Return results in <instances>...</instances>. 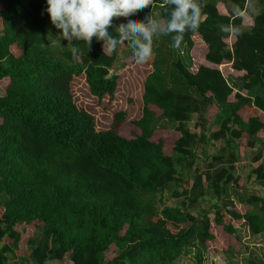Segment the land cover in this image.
I'll use <instances>...</instances> for the list:
<instances>
[{"label":"trees","instance_id":"16d2710c","mask_svg":"<svg viewBox=\"0 0 264 264\" xmlns=\"http://www.w3.org/2000/svg\"><path fill=\"white\" fill-rule=\"evenodd\" d=\"M246 1L0 0V264H173L188 249L201 263L217 235L226 254L240 249L236 223L264 235V193L242 196L249 175L236 171L251 155L264 192V9L248 15ZM153 9L186 55L172 52L165 74L149 57L141 116L120 110L98 130L72 83L84 77L90 96L111 101L124 64L110 71L127 36H157L142 32ZM197 39L207 65L191 72ZM224 62L242 73L238 89ZM160 120L176 123L169 137ZM164 192L178 205H163ZM232 196L253 209L237 211Z\"/></svg>","mask_w":264,"mask_h":264},{"label":"rangeland","instance_id":"374dc122","mask_svg":"<svg viewBox=\"0 0 264 264\" xmlns=\"http://www.w3.org/2000/svg\"><path fill=\"white\" fill-rule=\"evenodd\" d=\"M263 9L264 0H247L244 13L248 15H256ZM158 17V10L153 9L152 23L142 27L143 33H146L149 30H156L157 36L154 40L141 41L133 34L127 36V47L118 53L116 62L110 71V74H112L116 68L124 64L116 71L119 76V82L114 98L111 101L108 98L97 101L96 98L90 96L86 83L84 82V77L76 78L72 83L71 90L76 103L96 117V126L98 130L107 129L111 123V116L120 110L126 111L130 118H138L141 116L144 80L153 70L151 63L147 64L146 62L149 57H154L159 61L158 69L162 74H165L172 70L170 64L171 60L174 59L172 52H178L183 57L186 55L185 47L179 45L175 46L176 44L171 43L172 39L170 41V38L158 29ZM71 29L70 23H65L60 27V44L61 46H64V48L68 47L66 43ZM224 42L230 47L233 43V37L229 35L224 39ZM12 50L16 53L14 48H12ZM204 51V43L200 41L199 44L197 39L194 48L189 52L190 61L192 63L190 67L191 72H195L199 65H207L203 60ZM133 59L135 62L131 63ZM185 62L187 61L185 60ZM220 69L231 86L238 89V85L241 83L240 78L242 73L234 71L227 62H224ZM167 80L168 81H165V85L172 87L173 82L170 78ZM3 94L4 91L0 89V95ZM214 112L215 110H211L207 114V121L212 119ZM190 125L192 126L193 122ZM155 126L158 128H165L158 132L169 137L174 132L176 123L168 120H160L156 122ZM261 138L264 140V135ZM220 147L221 143L219 142L213 145L212 150L209 149L208 145L207 153H212L213 155ZM259 153L264 161V145L261 146ZM198 154H200V149L198 150ZM245 163H247L246 166L241 163L238 164L236 169L239 175L245 177L249 175L245 184L246 190L242 191L240 194L245 197L251 194L263 195L264 192L254 182L255 175L251 174L253 167L251 163V155L247 158ZM195 164L205 171L206 165L203 163L201 157L195 161ZM227 192L230 193L229 188L227 189ZM232 200L234 208L241 213L253 209L252 206H246L240 203V201L237 200V196H232ZM178 203L179 201L170 198L169 192L163 193V205L176 206ZM200 205L205 207V204L200 203ZM196 208L197 206H195L194 210ZM195 211H193V214ZM235 228L236 235L240 238L242 243L239 250L226 254L224 250L227 248V243L223 237L217 235L218 238L213 242H210L207 249L202 251L203 262H197L195 249H188L173 264H246L249 260L264 263V235H252L241 222L236 223ZM171 230L175 231L173 227H171ZM2 243H10V240L4 238ZM16 254V258L20 261L21 257L18 253ZM109 255L110 257L112 256L111 254Z\"/></svg>","mask_w":264,"mask_h":264},{"label":"crops","instance_id":"0c3cea01","mask_svg":"<svg viewBox=\"0 0 264 264\" xmlns=\"http://www.w3.org/2000/svg\"><path fill=\"white\" fill-rule=\"evenodd\" d=\"M189 1H190V0H182L181 5H182V6H185V5H187V3H188ZM245 9H246V6H245Z\"/></svg>","mask_w":264,"mask_h":264}]
</instances>
